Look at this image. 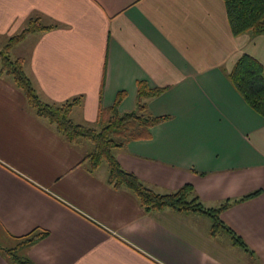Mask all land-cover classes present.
Listing matches in <instances>:
<instances>
[{
    "label": "crops",
    "instance_id": "crops-1",
    "mask_svg": "<svg viewBox=\"0 0 264 264\" xmlns=\"http://www.w3.org/2000/svg\"><path fill=\"white\" fill-rule=\"evenodd\" d=\"M31 18L52 28L28 35L13 59L44 101L82 96L76 123L96 124L121 91L120 111L134 110L138 81L167 87L149 109L172 118L116 149L119 162L159 193L192 184L206 207L230 200L221 218L250 249L227 231L212 235L205 214L147 213L107 183L109 169L89 171L90 146L63 140L7 75L0 245L37 264H264V117L228 76L244 53L264 64V34L235 36L224 0H0V41ZM36 229L48 234L22 245ZM0 264H13L1 250Z\"/></svg>",
    "mask_w": 264,
    "mask_h": 264
},
{
    "label": "trees",
    "instance_id": "trees-1",
    "mask_svg": "<svg viewBox=\"0 0 264 264\" xmlns=\"http://www.w3.org/2000/svg\"><path fill=\"white\" fill-rule=\"evenodd\" d=\"M224 2L235 36L245 33L254 36L264 34V0H224ZM51 28L52 26L41 24L39 18H31L21 32L11 36L7 44L0 48V75L12 78L14 85L25 95L35 115L54 126L63 140L72 146H81L85 141H90L93 148L83 158L88 170L95 172L103 162H106L109 169L107 183L114 189L131 191L147 213L170 208L181 213L205 214L212 220V235L227 231L237 245L249 250L243 239L221 218L222 211L232 203L230 200L216 208L206 207L192 184H185L170 193H159L148 187L133 172L123 168L119 162L116 149L124 147L131 140L150 138L153 126L172 118L169 115L156 116L149 109V101L162 95L167 91V87H152L147 81H138L135 109L128 112L120 111L119 106L126 97V92L121 91L112 106L100 108L97 126L76 123L73 120L72 112L81 104L82 96L62 103H49L41 99L25 71L23 59H13L11 50L28 35ZM228 76L247 104L264 117V64L256 57L244 53L236 61ZM259 193L260 191L253 192L236 201L249 199ZM47 234V231L36 229L24 236L21 243L33 244ZM0 250L6 253L13 264H37L29 257L18 255L15 248H4L0 245Z\"/></svg>",
    "mask_w": 264,
    "mask_h": 264
},
{
    "label": "rangeland",
    "instance_id": "rangeland-1",
    "mask_svg": "<svg viewBox=\"0 0 264 264\" xmlns=\"http://www.w3.org/2000/svg\"><path fill=\"white\" fill-rule=\"evenodd\" d=\"M6 41H7L6 39L0 41V48H2L3 46H5L4 44H5ZM28 42H29V39L27 40L26 43H22L23 45H22V44L19 45L18 48L23 49L24 46L28 45ZM17 50H18V49H17ZM17 50L15 51V53H11V57H12V58H16V52H18ZM19 51H20V50H19ZM17 54H19V52H18ZM23 61H24V59H23ZM9 77H10V76H9ZM75 121H76V120H75ZM90 125H92V126H97V123H96V124H90ZM85 143L87 144L86 146H90V149L93 148V144H92L90 141H88V142L85 141ZM99 167L102 169V171H103V170H108V164H107L106 162H103ZM100 168H99V169H100Z\"/></svg>",
    "mask_w": 264,
    "mask_h": 264
}]
</instances>
